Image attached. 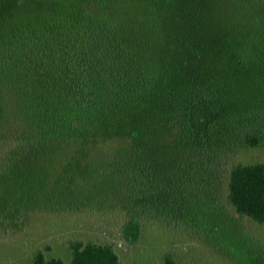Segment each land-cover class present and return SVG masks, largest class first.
I'll return each mask as SVG.
<instances>
[{
	"label": "trees",
	"instance_id": "trees-1",
	"mask_svg": "<svg viewBox=\"0 0 264 264\" xmlns=\"http://www.w3.org/2000/svg\"><path fill=\"white\" fill-rule=\"evenodd\" d=\"M219 1L0 0V104L22 122L8 150L20 172L6 171L24 183L53 147L125 138L105 163L125 190L128 242L151 218L235 244L224 203L264 224V162L230 158L264 142V1ZM243 238L234 264H264V241ZM67 245L68 261L37 248L29 264H123L109 242Z\"/></svg>",
	"mask_w": 264,
	"mask_h": 264
},
{
	"label": "rangeland",
	"instance_id": "rangeland-1",
	"mask_svg": "<svg viewBox=\"0 0 264 264\" xmlns=\"http://www.w3.org/2000/svg\"><path fill=\"white\" fill-rule=\"evenodd\" d=\"M234 2L240 6L239 0ZM256 3L262 5L259 0ZM208 11L214 13V6ZM242 33L239 30L237 35L241 38ZM0 106V264H29L37 248H43L46 256L68 261L67 241L72 238L111 243L123 264H168L167 253L173 264H234V245L244 242L243 234L264 241V224L238 217L223 202L224 193L219 189L225 210L217 218L226 230L237 234L235 244L226 237L215 242L197 226L180 228L151 218H142L138 239L128 242L119 233L126 212L125 190L116 171L105 163L118 149L128 146L126 139L97 136L53 147L30 167L33 175H26L30 180L25 177L21 183L12 175L20 171L9 166L13 159L8 153L20 135L21 118L11 103L2 99ZM232 152V161L264 162V142L238 146ZM37 169L45 172L39 182L35 181ZM38 205L42 207H35Z\"/></svg>",
	"mask_w": 264,
	"mask_h": 264
}]
</instances>
